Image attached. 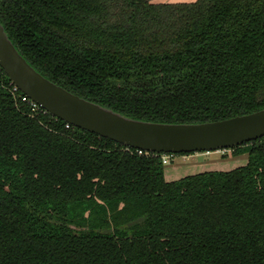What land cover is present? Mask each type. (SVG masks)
<instances>
[{"label":"trees","instance_id":"trees-1","mask_svg":"<svg viewBox=\"0 0 264 264\" xmlns=\"http://www.w3.org/2000/svg\"><path fill=\"white\" fill-rule=\"evenodd\" d=\"M21 56L127 117L264 107V0H0ZM0 68V264H264V136L166 180L160 154L31 108ZM189 152H179L185 154Z\"/></svg>","mask_w":264,"mask_h":264},{"label":"water","instance_id":"water-1","mask_svg":"<svg viewBox=\"0 0 264 264\" xmlns=\"http://www.w3.org/2000/svg\"><path fill=\"white\" fill-rule=\"evenodd\" d=\"M0 68L42 109L72 126L126 147L154 153L215 151L264 136V107L200 122H161L127 117L49 80L16 50L0 23Z\"/></svg>","mask_w":264,"mask_h":264},{"label":"rangeland","instance_id":"rangeland-1","mask_svg":"<svg viewBox=\"0 0 264 264\" xmlns=\"http://www.w3.org/2000/svg\"><path fill=\"white\" fill-rule=\"evenodd\" d=\"M246 153L232 154L229 148L220 151H196L185 154L171 153L162 164L163 176L173 180L202 170H227L246 161Z\"/></svg>","mask_w":264,"mask_h":264},{"label":"built area","instance_id":"built-area-1","mask_svg":"<svg viewBox=\"0 0 264 264\" xmlns=\"http://www.w3.org/2000/svg\"><path fill=\"white\" fill-rule=\"evenodd\" d=\"M9 83H10V86H9L8 89H9V91H10V93L12 95L18 96L21 101H23V102L27 103L28 105H30V107L32 109L36 108V107H40L34 101H32L27 95H25L24 93L20 92V90L16 87V85H14L10 80H9ZM42 110H44V109H42ZM68 125L69 124L67 122H65V126L67 127ZM133 149L136 151L137 154H143V155L160 154L159 156H160V160H161L162 164L168 162L167 158H168V156L171 155V153H154V152H151V151L141 150V149H138V148H136V149L133 148ZM220 150H223V149H218L216 151H220Z\"/></svg>","mask_w":264,"mask_h":264},{"label":"crops","instance_id":"crops-1","mask_svg":"<svg viewBox=\"0 0 264 264\" xmlns=\"http://www.w3.org/2000/svg\"><path fill=\"white\" fill-rule=\"evenodd\" d=\"M155 1L170 2V1H191V0H155Z\"/></svg>","mask_w":264,"mask_h":264}]
</instances>
